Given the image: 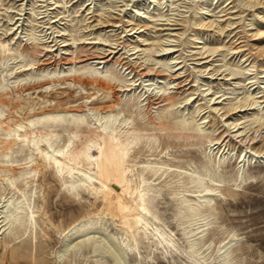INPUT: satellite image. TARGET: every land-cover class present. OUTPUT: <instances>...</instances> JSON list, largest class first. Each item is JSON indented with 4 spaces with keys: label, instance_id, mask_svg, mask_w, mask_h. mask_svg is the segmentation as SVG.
<instances>
[{
    "label": "rangeland",
    "instance_id": "374dc122",
    "mask_svg": "<svg viewBox=\"0 0 264 264\" xmlns=\"http://www.w3.org/2000/svg\"><path fill=\"white\" fill-rule=\"evenodd\" d=\"M90 11L119 22H92ZM260 25L264 0H0V264H264V103L226 118L264 86V53L251 46L264 36L250 35ZM59 33L69 63L39 67ZM239 35L250 44L243 53ZM110 46L107 63L77 61ZM143 68L163 75L141 78ZM210 98L224 115L208 116ZM112 128L124 144L121 195L135 206L143 194L134 226L113 208L114 182L86 180L97 160L54 164L57 150L86 144L97 156L99 132Z\"/></svg>",
    "mask_w": 264,
    "mask_h": 264
},
{
    "label": "bare ground",
    "instance_id": "6f19581e",
    "mask_svg": "<svg viewBox=\"0 0 264 264\" xmlns=\"http://www.w3.org/2000/svg\"><path fill=\"white\" fill-rule=\"evenodd\" d=\"M90 12H92V11H90ZM92 13H94V12H92ZM91 18H92V20H91L92 22L93 21H97L98 24L99 23L102 24L103 22H106L109 26H113V27L117 26V22H119L118 20H114L115 17H111V18L107 17V19L101 20L97 13L92 14L89 19H91ZM61 19H62V17H60V18H58V19H56L54 21L57 22V21H59ZM127 21H125V22L123 21V24H122L123 27L131 26L132 23H127ZM90 24L88 25V27L90 26ZM228 25L229 26L232 25V22L229 21ZM49 27H52V25L49 26ZM236 27L237 26L232 28L229 32L230 33L234 32V29ZM135 28L136 27H132L130 30H134V33H136L139 28L137 30H135ZM164 29H166V28H164ZM167 29L172 30L170 28H167ZM238 34H240V33L236 32L234 35H238ZM64 35L65 34H63V33H59L58 35L53 37L52 40L48 41V42H51V43L54 41V43L51 44V45H48V47H47V49L45 51L48 52L49 56L48 57H44L45 54H43V56H42L43 59L40 60V63H39L40 66L39 67L42 66L44 68L45 66L48 67V66L55 65V64L64 65V64H68L69 63V59H71V58H69L70 56H67V55H70V54L66 51L68 49H66L65 47L66 46H70L71 43L61 44L60 43L61 39L60 40L56 39V37L64 38ZM176 35H177L176 33H170L168 35L169 37L166 39V41H168V42L173 41L172 39L177 38ZM250 35H251V37H254V38H251V39H258L256 37L264 36V26L260 25L258 27H255V32H252ZM210 37L213 38V37H215V35L211 34ZM243 37H244L243 35H239L238 38H237V41L238 40L239 41L234 45V49H235L236 53H239V52L243 53L245 50H248V48L244 49V47L247 46V45H250V44H248V41H246V39H243ZM63 42H66V39L63 40ZM260 43L259 42H254V43L251 44V46L257 52L261 51L262 53H264V46H261ZM121 45H122L121 48H123V46L126 45V42L122 43ZM171 45L172 44H165V45H163L161 47L162 48L161 50L165 51V53H168L169 51H173V50L168 48V46H171ZM55 46H56V48H54ZM116 46L118 47L120 45L117 44ZM127 46H128V44H127ZM117 47L110 46L109 47L110 48V50H109L110 52L108 54H106L105 52H96V51L91 53V54H85V55H83L82 58H79L77 61H79V62L81 61L82 62V61H88V60L89 61L90 60H95V62H97V64H99V63H107L108 61H110L114 57V56L110 57V55L112 53L115 54L117 52V51H115V48H117ZM137 47L138 46L135 45V46H133V49H136ZM63 49L65 51H63ZM136 52H133L132 54H135ZM205 52H202V53H205ZM252 54H254V53L250 52V51L245 53L244 54L245 61H248ZM206 57L208 58V55L205 56L204 58H206ZM175 58H177V57H175ZM74 60L75 59L73 57L72 61L74 62ZM181 62L182 61H178V62L175 61L176 64H179ZM131 66L134 67L135 65L131 64ZM251 66H253V64ZM181 68H178V69H181ZM28 69H31V68H26L24 70H28ZM178 69L176 70L177 72L172 73L171 78H172V82L175 83L174 88L176 90H181L182 87H184L186 85V84H184L186 82V79H185V76L180 75V71H178ZM151 70H153V69L143 68L142 70L137 71V72H138V75H140L141 78L148 77L150 75H154V77H158V76H162L163 75L159 71H156V70L151 71ZM263 72H264V70H263ZM262 77H264V76H262ZM257 82L258 81L256 79V80L253 81V84H256ZM43 85H45V84H43ZM46 85H48V86L53 85V82L47 81ZM255 88H257L259 90L257 92L258 93L257 96H254L250 101L240 102L238 105L230 107L228 109V113L229 112L230 113L228 114V116L226 118H228L230 114H234L235 112L240 111V110H235L236 108L247 107L248 105H254V104L261 105L262 103H264V90H263L264 86L257 85V86H255ZM129 89H131V88H129ZM163 97H166V96H163ZM219 97L220 96H217L215 99H217ZM164 99L165 98H163L162 100H164ZM188 99H189L188 97L185 98V100H188ZM211 99L212 98L209 99V102H211ZM75 100H77V99L70 96L69 99L66 98V99H64L62 101H63V103L66 102V103L70 104L71 102H75ZM162 100H159V101H162ZM214 101H212L211 104L208 106V110L206 111V113L208 112V116H209L210 113L220 114V115L223 114L224 115L225 112L219 113L220 110L222 109V107H218V104L221 103V101L220 100H217L216 102H214ZM72 106H75V109L79 110V109H83V108L87 107V104L78 103V104H73ZM48 117L50 118V116H48ZM114 121H115V118H113L112 123L116 124ZM230 124H232V123H230ZM230 124H228V125H230ZM22 127H23V125L21 123H17V124H15V127H14L13 130H15L16 132H19V131H21ZM239 128L240 127H238V123L233 125V131L232 132H235L234 136L238 139L240 144L246 145L247 147H251V144H253L255 142L254 139L252 137H249V135H247L246 132L243 133V131L239 130ZM113 130H116V129L112 128L111 132H106V131L104 132V130L99 132V134H98L99 138L104 135L105 139L102 142V144L97 145V149H98V155L97 156H93V155H91L88 152V150H90V148L86 144V145H84V148L82 147L83 149L80 147L81 150L73 149L72 151H69V152L68 151L64 152L62 149L57 150V152H56L57 155L53 158L54 159V164H56V166L58 168L62 169V167L65 168V166H67L70 162H72L71 164H79V163L82 162V160H88V161L89 160H95V161L97 160L98 161L96 163L97 170L95 172V175H91V174H86L85 173L86 174L85 175L86 180L89 183H93L94 179H99L104 184H107L108 182H114L118 186V188L120 189V192H118L116 194V196H115V198L113 200L114 201L113 208L120 214V216L122 217L123 222L125 224H129V225L134 226V225H137V224L140 223V215L144 213L145 207H144L143 194L139 193L138 197H139V201L140 202L136 203L135 206L129 205L124 200V198L121 195L122 193H124L127 190L126 168H124L123 165H122V160L123 159H122V154H121V152L119 150V148L121 146H123L124 144L122 143L123 141H121L117 136L113 135V132H112ZM132 130L130 131V133L132 132ZM25 134L26 133H24V134L22 133L21 136H23L24 138L25 137L27 138V136ZM50 136L51 135H48V137H50ZM75 136H76V134H75ZM125 139H127V138H125ZM218 142H214V143L217 144ZM50 143L51 142L49 140L48 143H47L48 144L47 147H51ZM94 144H96V143H94ZM224 145H226V144H224ZM37 150H38V152H41V153L45 151V149H43L41 147H38V146H37ZM262 151L263 150H261L259 152H262ZM263 153H264V151H263ZM245 157H246V153L243 154V158H242L241 161H243ZM108 188H111V187H108ZM135 192H136V189H135V191H133V194ZM74 227L75 226H73L72 228H74ZM72 228H70L69 230L71 231Z\"/></svg>",
    "mask_w": 264,
    "mask_h": 264
}]
</instances>
